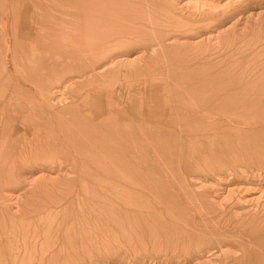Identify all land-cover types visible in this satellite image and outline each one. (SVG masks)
<instances>
[{
  "label": "rangeland",
  "instance_id": "obj_1",
  "mask_svg": "<svg viewBox=\"0 0 264 264\" xmlns=\"http://www.w3.org/2000/svg\"><path fill=\"white\" fill-rule=\"evenodd\" d=\"M92 2L118 34L99 76L80 80L75 25V46L51 35L86 19L87 0H0V112L43 87L61 128L69 114L85 131L75 158L0 174V209L39 234L26 264H245L264 252V0ZM19 22L50 36L20 29L28 80L16 82L3 41ZM107 104L131 115L130 150L106 149Z\"/></svg>",
  "mask_w": 264,
  "mask_h": 264
},
{
  "label": "bare ground",
  "instance_id": "obj_2",
  "mask_svg": "<svg viewBox=\"0 0 264 264\" xmlns=\"http://www.w3.org/2000/svg\"><path fill=\"white\" fill-rule=\"evenodd\" d=\"M96 12L97 8L94 6L92 0H87L86 19L82 20L80 23H60V21H57V24H53L54 32H51V36L61 39L66 44L76 42L74 39L77 36L73 32L70 33L71 36L73 34L72 38L68 35L73 24L75 25L73 30L79 33L77 37L78 43L76 42V47L78 46L76 48L77 54H74L75 59L73 58L74 60H77L75 62H78L77 64L75 63L77 67L74 68L72 67L73 65H71L73 70L68 68L65 71L69 72L72 70L75 79L83 80L90 74L99 76V73L97 72L98 69L106 65L103 62L100 63L101 59L105 58L107 53L103 51L106 46L105 41L111 40L118 34V26L113 23L110 24V26L106 25V22L102 21L99 17L94 16ZM67 24H71L72 27L69 25L71 28L67 29ZM40 25L41 24L38 25L33 22H19L16 26H10V32L12 35H10L11 37L6 36L3 42L4 45L7 44V50L10 48L13 49L11 62L12 65L14 64L13 67L15 71L12 74V77H10L11 80L16 79L17 82L19 79L18 74L28 80L26 73L27 69H25V62L23 61L24 53L21 52L19 47L21 42L18 39L20 38V35L24 33L21 32L19 34L20 29H25L26 32L24 35L26 36L24 38L29 40L32 35V30L36 28V37L46 39L49 43V39H47L46 35L50 36V34H46L44 32L45 29ZM2 26L4 25L2 24ZM76 26H78V28H76ZM179 26L183 25L180 24ZM40 27L42 32H39ZM66 44H56L55 47H65L67 46ZM66 48L68 49V47ZM54 55H57V58L59 59L61 57L60 55L58 57L57 51L54 52ZM4 56V65L7 67V53ZM54 57L53 58L56 59V56ZM67 60H69V58H67ZM71 60L72 59H70V61ZM57 65H55V67ZM53 71H55L54 76L57 79L63 78V72H56V70ZM30 77L32 76H29V78ZM36 93L38 94L37 101L33 102L27 100L28 102H26V104H23V101L17 103L15 102V99L12 98L13 104H15V115H13V113L11 114V112V115H6L4 108L0 112V174L7 168L5 178H8L7 176H9L14 181L17 180L15 166H17L16 164L18 162L25 163L33 159L36 161L46 160L54 162L59 159H65L66 157L75 158L79 153V147L78 145H75V141H85V131L82 127L84 122L77 123L76 119L74 122H71V115L67 114L66 126L62 129L61 120L64 113L62 114L61 112L55 111L54 104L50 102V98H47L46 90L43 87L36 90ZM262 111L264 112V109ZM105 115H108V117H106L108 120H106V125H108L110 130V132L107 133V140L103 141L105 142L106 149L108 146H111L112 150L114 149L116 151V149L121 146L125 148V150H130V147L134 144L133 132H131V127L133 126L131 115L126 112L124 114L123 111H118L116 109L113 110L112 106L109 104L106 106ZM72 140H75L74 144H72ZM143 142H145L144 139ZM24 219L25 218L19 217L14 213H7L0 209V264H26L34 259L35 246L33 245L30 247L29 239H35L39 234H37L38 232H35L33 235H30L28 227L23 229L22 226H24ZM46 234L47 233L44 235ZM241 250L245 252V248L242 247ZM253 253L246 257L244 263L252 264L255 262L256 264H264V252L260 249H255Z\"/></svg>",
  "mask_w": 264,
  "mask_h": 264
}]
</instances>
